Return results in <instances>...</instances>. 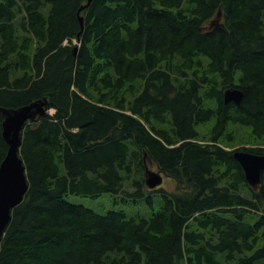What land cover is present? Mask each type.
I'll list each match as a JSON object with an SVG mask.
<instances>
[{
	"label": "trees",
	"instance_id": "16d2710c",
	"mask_svg": "<svg viewBox=\"0 0 264 264\" xmlns=\"http://www.w3.org/2000/svg\"><path fill=\"white\" fill-rule=\"evenodd\" d=\"M87 1L0 0V108L47 102L20 134L0 264H264V174L252 188L233 157L264 144H225L264 135V0ZM148 159L174 192L146 186ZM106 193L161 198L149 217L65 199Z\"/></svg>",
	"mask_w": 264,
	"mask_h": 264
},
{
	"label": "water",
	"instance_id": "95a60500",
	"mask_svg": "<svg viewBox=\"0 0 264 264\" xmlns=\"http://www.w3.org/2000/svg\"><path fill=\"white\" fill-rule=\"evenodd\" d=\"M91 0L80 7L79 11L88 7ZM82 28V17H79ZM77 47L74 48L76 52ZM244 98V93L238 88L227 89L223 92L224 103H233L239 106ZM46 101H35L16 109L0 108L4 116L2 123V136L8 148L7 153L0 163V241L10 221L11 212L19 205L28 190L26 170L19 155L21 146V131L25 123L35 121L46 114ZM234 159L241 166L246 182L254 189L262 181L264 174V155H256L248 151L235 150ZM146 158V154H144ZM153 166L150 159L147 160ZM163 175L148 168L145 171V183L150 189L161 185Z\"/></svg>",
	"mask_w": 264,
	"mask_h": 264
},
{
	"label": "rangeland",
	"instance_id": "374dc122",
	"mask_svg": "<svg viewBox=\"0 0 264 264\" xmlns=\"http://www.w3.org/2000/svg\"><path fill=\"white\" fill-rule=\"evenodd\" d=\"M214 124V119L210 120L205 124H197L195 125V130L199 134V138H205L209 133V130ZM233 136L234 139L231 142H227L225 144H229V147L234 145L233 148L240 147L242 145L248 144H264V135L262 138H256L255 136L249 134V130L247 128H239L233 127ZM232 148V147H230ZM232 148V149H233ZM148 169L154 172H158L153 166H148ZM160 188L174 192L176 190V183L172 178L163 176V180ZM160 194H156L154 196V209H150V207L146 204L145 200H137V201H123L120 196H114L112 194L106 193L102 194L96 198L92 197H85L79 195H72L67 194L65 199L67 202L84 206L97 214H106L109 211H122L124 212L127 217H149L151 216L152 212L157 210L160 202Z\"/></svg>",
	"mask_w": 264,
	"mask_h": 264
}]
</instances>
